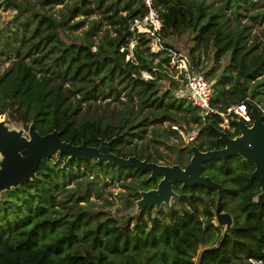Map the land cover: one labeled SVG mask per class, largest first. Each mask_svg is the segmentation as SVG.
Returning a JSON list of instances; mask_svg holds the SVG:
<instances>
[{"label": "trees", "instance_id": "16d2710c", "mask_svg": "<svg viewBox=\"0 0 264 264\" xmlns=\"http://www.w3.org/2000/svg\"><path fill=\"white\" fill-rule=\"evenodd\" d=\"M90 1L73 0L56 17L48 6L64 0H3L16 10L13 27L0 29V62L9 61L0 74L5 123L27 130L33 123L40 134L57 130L72 144L98 146L100 140L114 138L111 152L118 156L182 167L194 145L203 151L223 147L208 127H218L220 117L203 119L196 107L173 95L180 81L168 73V56L151 52L148 34L131 27L147 13L142 1L93 0L99 17L89 20L82 35L75 34L86 19L69 21L92 13ZM258 3L264 6V0H154L164 44L174 47L166 39L190 34L191 66L210 83L212 106L219 110L264 94V78L259 79L264 48L252 53L247 26L240 20L243 11ZM248 17L262 23L264 9ZM101 25L110 26L113 34L109 28L100 34ZM97 33L98 43L93 44ZM130 40L135 43L126 59ZM206 61L210 68L203 71ZM67 80L73 88L64 86ZM73 80L86 82L76 86ZM109 96L124 103L123 108L88 104L82 110V102ZM163 122L169 127L152 129L151 140L166 143L168 134H174L178 141L171 149L173 158L157 146L150 151L148 142H133L143 139L148 125ZM230 123L234 131L229 135H239ZM193 127L197 135L185 143L179 129L188 133ZM160 135L162 140L157 139ZM55 154L38 163L33 178L0 192V264H249V258L264 264V204L257 201L259 184L249 177L253 162L232 156L203 165L202 174L224 187L222 211L231 215L232 223L222 232L212 222L217 204L213 188L176 183L177 197L170 205L116 217L94 209L88 199L98 176L123 180L126 209L135 206L141 191L155 188L160 177L95 159L67 161V155ZM72 181L75 186L67 187Z\"/></svg>", "mask_w": 264, "mask_h": 264}, {"label": "water", "instance_id": "95a60500", "mask_svg": "<svg viewBox=\"0 0 264 264\" xmlns=\"http://www.w3.org/2000/svg\"><path fill=\"white\" fill-rule=\"evenodd\" d=\"M250 111L253 118L250 126L240 120L232 121L240 133L235 137H230L222 129L208 124L210 130L222 141L223 147L203 151L194 145L191 147L192 155L183 167L178 164L167 165L148 161L134 155L118 156L111 152L114 138L100 140L98 146H88L84 141L72 144L62 140L57 130L40 134L33 123L28 127V137H25L19 131L9 128L0 115V192L33 178L38 163L55 153L67 155V161L78 158L95 159L97 162L106 161L119 167H133L149 172L148 178L160 177L155 188L140 192V198L136 201L138 210L144 207L158 209L162 205H170V200L177 197L173 189L176 183L183 187L200 185L215 189V215L218 219L226 221V231L230 228L232 218L228 212L222 211L224 187L214 182L210 176L203 175L202 169L206 162L224 161L232 156H240L253 162L254 169L249 177L259 184L257 201L264 204V121L255 106H251Z\"/></svg>", "mask_w": 264, "mask_h": 264}, {"label": "rangeland", "instance_id": "374dc122", "mask_svg": "<svg viewBox=\"0 0 264 264\" xmlns=\"http://www.w3.org/2000/svg\"><path fill=\"white\" fill-rule=\"evenodd\" d=\"M73 0H64L63 3L60 4H52L49 5V12L52 13L54 16L56 17H60V11L61 10H65V4H71ZM89 7L92 8V13H90L87 17H84L83 15H77L74 16L69 23H72L76 20L79 19H83L85 18V25L79 29L73 30V32L75 34H79L82 35V33L85 31V29L88 27V22L90 19H94V18H98L99 17V9H97L95 7V2L93 0L90 1V3L88 4ZM256 7L254 9H251L250 11H243V16L240 18L241 20V24L242 25H246L247 28V32H248V45L253 44V50L252 53H258L260 52L263 48H264V22L259 23L258 20L256 19H251L249 16V14H252L256 11L262 10L264 9V6H261L260 3H258L257 5H255ZM16 15V10L12 9V8H8L4 5L3 0H0V29L2 27L5 26H10L13 27L12 23L14 20V16ZM134 25L136 26V30L143 32L144 30V26L143 24H141V21H134L132 23V28L134 29ZM109 28V34H113L112 29L110 28V26L107 25H101L100 28V34H102L104 32L105 29ZM99 33H97L96 35L92 36V42L93 44H97L98 40H99ZM190 34L186 33L182 36H171L168 39H166V41L170 44H172L175 48L179 49L181 52H183L184 54H186L189 58V44L190 42L188 41ZM150 39V38H149ZM135 41L134 40H130L129 42V52L127 53V57L126 59L130 58L132 56V52L131 49L134 45ZM95 49V46H92V50ZM190 60V58H189ZM210 61H206L203 63V71H207L210 68ZM9 65V61L6 62H0V74L5 70V68ZM168 73L173 77V78H177L178 74L175 71L169 67L168 68ZM198 73L202 74V71H199ZM142 76L144 78H148L149 75L147 72H142ZM260 78H264V74L259 76ZM207 81V80H206ZM73 82L75 83L76 86L81 85L82 83H85L86 81H78V80H73ZM162 83L165 84V86L167 85V82L165 80H162ZM212 83V82H211ZM210 84V83H209ZM64 86H68L70 88H73L71 83L69 82V80L65 81ZM120 87V86H119ZM213 89V88H212ZM77 98L80 97V94L77 93L75 95ZM120 99L123 100V102L126 101V97L124 95L123 92L120 93ZM262 104H264V94H261L259 99H258ZM90 104L91 106L95 105H100V106H104V105H109L110 108H116V109H121L124 106V103H119V101L117 100H113L112 96L106 97V98H98L97 100H89V101H85L82 102L81 107L82 110L84 108H86V106ZM4 120L6 119V115H2ZM7 125V124H6ZM9 128L11 129H15L17 131L20 132L21 135L28 137V130L26 128H24L21 125H16L13 123H10L9 125H7ZM168 128L169 127V123L168 122H163L158 126L155 125H148L147 126V131L144 133V137L143 139L137 140L134 139L133 142L139 144V143H144V142H148V148L150 151H152V146H157L158 150L163 153V154H167L168 156H170V158L175 157V155L173 154L172 150H173V144H175L178 139L175 137L174 134H168V137L165 139L166 143H163L161 141H152L151 137L153 136L152 134V129H161V128ZM171 128L173 129H178L176 126H171ZM179 132L182 135L183 141L185 143H187L190 139H192L193 137H195L197 135V128L193 127V130L189 131L188 133L184 132L183 130L179 129ZM162 136L160 135L157 139L158 140H162ZM172 149V150H171ZM57 155V153L55 154ZM1 154H0V161H1ZM133 178V177H132ZM131 178L127 179V181H129ZM123 184V180H109L107 177H97L96 180V190L93 188V186L91 187L90 191L88 192V199L89 201L94 203V209L96 210H102L104 212H107L111 215H114L116 217H119L120 215L126 214V213H133L134 211L138 210V205L137 202H135V206L131 207V209H126V207H123L122 201H121V197L123 193L126 192V188L122 187ZM75 184L72 181L70 184L67 185V187H74ZM106 201H108L109 203H107ZM172 199L170 200L171 203ZM82 204H86V202H82ZM64 209V208H63ZM213 224L215 226H219L223 231H225L226 229V221L225 220H221L218 219L216 217V215L213 217L212 220ZM195 258V257H194ZM193 259V258H192Z\"/></svg>", "mask_w": 264, "mask_h": 264}, {"label": "built area", "instance_id": "2783aa9c", "mask_svg": "<svg viewBox=\"0 0 264 264\" xmlns=\"http://www.w3.org/2000/svg\"><path fill=\"white\" fill-rule=\"evenodd\" d=\"M147 13L141 19L144 26L143 32L150 38L149 49L153 53L165 52L169 58V66L177 72L180 81L179 86L174 89L173 95L176 98L187 100L192 106L196 107L203 119L217 115L220 117L218 128L225 132H233L234 127L230 123L233 120L243 121L248 126L251 125L253 118L251 115V106H255L263 116L264 121V104L259 100L247 96L237 104H233L226 110H219L212 106L213 89L204 79L201 73L195 72L190 60L186 54L175 47H169L164 44L159 31L161 27L158 12L153 7L154 0H141ZM136 27V26H135ZM137 29V28H136ZM138 32H140L138 30ZM196 258L193 257L195 261ZM249 264H263L261 259L249 258Z\"/></svg>", "mask_w": 264, "mask_h": 264}, {"label": "flooded vegetation", "instance_id": "af4514ba", "mask_svg": "<svg viewBox=\"0 0 264 264\" xmlns=\"http://www.w3.org/2000/svg\"><path fill=\"white\" fill-rule=\"evenodd\" d=\"M238 128V127H237ZM240 134V133H239ZM228 135H229V132H228ZM230 136V135H229ZM231 137V136H230ZM233 137H235V136H233ZM175 191V190H174ZM177 194V193H176ZM173 199V198H172Z\"/></svg>", "mask_w": 264, "mask_h": 264}]
</instances>
